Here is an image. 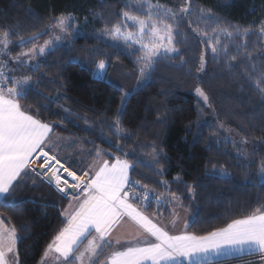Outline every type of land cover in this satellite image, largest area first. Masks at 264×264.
Returning a JSON list of instances; mask_svg holds the SVG:
<instances>
[{"label":"trees","instance_id":"obj_1","mask_svg":"<svg viewBox=\"0 0 264 264\" xmlns=\"http://www.w3.org/2000/svg\"><path fill=\"white\" fill-rule=\"evenodd\" d=\"M153 1L173 11L190 5L193 11L178 24L171 20L175 31L181 33L175 35L174 44L179 53L162 58L151 78L138 87H135L138 79L134 62L136 51L125 49L105 37L98 38L106 27L110 29L113 23L121 22V11L132 13L140 10L136 6L126 7V0H0V32L15 30V34L10 36L13 43L9 49L11 55H16L32 46H17L15 42L20 38L27 39L33 33L47 31V26L54 23L52 17L61 14L75 16L81 22L83 32L74 35L70 43L58 44L51 54L40 58L45 61L41 72L46 74L40 90L53 97L60 94L61 99L47 110L41 108L39 118L61 125L54 129L57 135L81 138L80 143L66 149L70 155H77L79 148L87 150L99 146L125 158L108 142V138L123 145L125 151L135 149L136 157L143 163H137L136 170L130 172L131 178L161 197L164 202L159 211L169 213L174 204L168 203L167 198L174 194L182 207L193 214L188 230L198 235L206 234L232 219L243 218L264 207V180L258 174L259 161L264 160V142H257L264 141V103L235 69L228 70L229 57L221 55L213 59L211 41L203 42L202 37L197 38V33H207L210 37L215 32L213 30L229 31L232 35L223 32L221 46L230 55H236L237 47L246 44V50L257 56L264 52V36L259 28L264 21V0ZM199 9L210 10L214 18L201 17ZM48 35L40 36L35 43L45 40ZM94 47L107 55L97 53L87 62H78L77 58L83 61L88 56V49ZM244 50L241 48V51ZM201 56L205 60L204 72L198 74ZM101 59L112 62L103 79L93 74L95 62ZM241 59L237 56L236 62ZM182 61L187 63L182 64ZM253 62L260 66L264 64V59ZM112 69L126 77L129 73L134 80L126 78L124 80H131L121 86L116 81L120 76L117 75L114 80L108 78ZM25 73L33 79L40 76L31 67ZM197 86L204 88L210 96L211 108L205 107L196 96ZM125 92H130V95L120 119L127 133H135L130 139L115 136L109 127L121 108V97ZM20 102L33 109L47 103L34 95ZM65 108L71 109V119L65 118ZM82 117L90 118L87 126ZM205 121L212 127L204 128L203 134L194 139L197 124ZM217 124H223L231 133L218 130ZM214 135H231L236 140L240 139V135L245 136L247 151L257 163L248 167L246 161L237 159L240 146L227 141L209 150L210 137ZM89 140L93 143H87ZM254 146L258 151L252 153ZM154 151H162L167 158L159 156V162L152 164ZM136 157L129 156L127 159L136 163ZM241 164L245 166L241 167ZM213 167H226L229 177L209 174ZM154 168L163 169V174L154 171ZM162 181H167L168 186L165 187ZM37 184L34 188H18L11 206L0 207V216L10 217L11 224L16 227L21 264H38L45 247L63 226L61 211L68 206V200L53 187L39 181ZM28 185H31L30 179ZM187 185L194 188L195 196L188 191ZM136 190L140 191L139 187ZM133 202L140 205L139 201ZM156 210V204L146 208L148 213ZM228 264L262 262L253 258Z\"/></svg>","mask_w":264,"mask_h":264},{"label":"snow or ice","instance_id":"obj_2","mask_svg":"<svg viewBox=\"0 0 264 264\" xmlns=\"http://www.w3.org/2000/svg\"><path fill=\"white\" fill-rule=\"evenodd\" d=\"M145 5L146 18L121 11L119 15L123 18L122 21L113 23L110 29L106 27L98 36L101 39L107 36L121 41L126 47L142 53L135 61L136 71L140 75L138 85H143L151 78L162 58L179 53L173 43V25L164 21L173 19L178 24L193 11L190 5L180 7L174 12L166 6L152 5L150 0H126V7L136 6L144 10ZM198 11L201 17L214 18L210 10ZM51 19L54 23L47 26V31L33 33L27 39L20 38L15 42L17 46L32 44L31 48L18 56H11L9 49V45L13 43L10 36L15 34V30L0 32V207H10L18 188L37 187V181L53 187L68 200L67 209L61 211L63 226L45 247L38 264H185V261L187 264H219L222 258L244 253H259V259L264 264V207L257 208L243 218L232 219L231 222L206 234L189 232L187 229L191 225L187 222L183 225V231L172 233L167 225H161L156 219L162 214L159 206L164 201L154 191L130 176V172L136 170L137 163H143V160L136 157L135 149L125 151L123 145L108 138V142L112 143L118 152L123 153L125 158L99 146L87 150L77 149L80 153L79 159L66 152V149L80 143L81 138L56 135L54 129L61 125L39 118L40 109H49L50 105L61 99V95L53 97L40 90L42 79L46 77V74L41 72V65L45 61L37 58L51 54L58 46L57 42L71 38V32L77 30L72 24L76 17L61 14ZM129 22L135 25L136 31L128 30ZM213 31L219 34L220 31L226 30ZM260 31L264 34V28ZM49 32L52 33L50 39L42 44L35 43L40 36ZM227 34L232 35L230 32ZM175 35L181 33L175 31ZM201 37L203 42L209 43L214 39L208 37L207 33H197V38ZM241 48L245 50L241 51ZM246 49V44L238 46L236 55H230L223 46L220 52L215 45L211 46L210 50L213 59L221 55L229 57L228 70L235 69L264 103V64L257 66L253 62L264 59V52L253 56ZM97 53L107 55L100 52L98 47H94L88 49V56L83 61L77 58L78 62H87ZM6 55L18 67L30 66L32 71L40 76L36 79L31 75L17 77L14 74L17 69H8V61L3 59ZM237 56L242 57L239 62H236ZM95 63L93 74L96 78L103 79L107 76V69L112 62L101 59ZM183 63L187 61H182ZM204 65L205 60L201 56L198 74L204 72ZM195 94L205 107H212L210 96L204 88L197 86ZM30 95L41 97L47 103H41L35 109L25 107L20 101L28 99ZM129 95L130 92H125L121 97V108L109 123L115 136H126L128 139L135 133H127L120 117L125 111L124 105ZM64 111L65 118L71 119V109L65 108ZM82 119L87 126L90 118ZM206 127L210 128L212 124L206 121L198 123L194 139L200 137ZM216 128L231 133L223 124H217ZM210 140L209 150L227 141L240 146L236 154L237 159L246 161L248 167L257 163L247 151L248 140L243 135H240L239 140L231 135H214ZM87 143L93 142L89 140ZM256 151L258 149L254 146L252 153ZM162 155L167 158L162 151H154L151 163H158L157 158ZM129 156L136 157L137 162L127 159ZM74 166H77L75 170ZM153 170L163 174V169ZM209 174L222 178H228L230 175L226 167H213ZM258 174L264 176V160L259 161ZM29 179L31 185H28ZM175 179L179 180V177ZM161 183L165 187L168 186L167 181ZM137 187L140 191L136 190ZM186 187L195 196L194 188L190 185ZM133 201H139L140 206ZM152 202L156 203L158 210L149 216L146 214V208L150 207ZM167 202H176L182 207L179 198L174 194L167 198ZM169 211H172L175 217L179 216L174 209ZM126 227L134 229V232L130 238L121 239L117 234ZM17 244L18 234L15 225L11 224V218L0 216V264H21ZM109 249L112 250L109 252Z\"/></svg>","mask_w":264,"mask_h":264},{"label":"rangeland","instance_id":"obj_3","mask_svg":"<svg viewBox=\"0 0 264 264\" xmlns=\"http://www.w3.org/2000/svg\"><path fill=\"white\" fill-rule=\"evenodd\" d=\"M150 3H151L152 5H157V4H158V5L164 6V5H162V4H160V3L156 2V1H153V0H150ZM169 9H170V8H169ZM171 10H172V9H171ZM146 11H147V7H146V5H145V8H144L143 11H141V10H139L138 12H133V11H132V13H130V14H132V15H137V16H141V18H146ZM153 11H156V9H153ZM172 11H173V10H172ZM174 12H175V11H174ZM64 15H69V14H64ZM122 19H123V18H122ZM171 20H172V19H167V20H165L164 22L173 25V23L171 22ZM121 21H122V20H121ZM72 24L76 27L77 30L71 32V38H70L69 40H67V41L57 42V44L70 43V41H71V39L73 38L74 35H76L77 33H82V32H83V30H82V24H81V22H80L77 18H76L74 21H72ZM127 28H128L129 31H136V27H135V25L132 24L131 22L128 23ZM173 28H174V25H173ZM259 28H260V30H261V28H264V21L261 22V24L259 25ZM103 31H104V30H103ZM103 31H101V33H102ZM223 32H225V31H220L219 34H217V35H215V36H214V34L217 33V32H214V34H213L212 36H210V37H213V36H214V39L211 40V46L215 45V46L217 47V51L219 50V48H221L220 46L223 44V40H222V38H221V36H223V35H222ZM249 32H250V31H249ZM225 33H226V35H228L227 33H229V31H226ZM56 34H59V33H56ZM51 36H52V33L49 32V35H48V37H47L45 40L50 39ZM263 36H264V34H263ZM105 38H107L108 40H110L112 43H118V45H120L121 47H124L125 49H130L131 51H136V54H137V55H135V57H134V62L136 61V58H137L139 55L142 54L140 51H138V50H134V48H128V47H126L125 45H123V43H122L121 41L113 40V39H111V38H109V37H107V36H105ZM45 40L40 41V42H37V44H42ZM173 43L175 44V29H174ZM174 46H175V45H174ZM31 47H32V46H31ZM31 47H30V48H31ZM28 49H29V48H26V49L22 50L21 52H19L18 54H16V55H11V56H18V55H20L22 52L27 51ZM172 54H173V53H172ZM172 54H170V55H172ZM3 59L8 61V69H17L16 72L14 73L17 77H19V76H23V75H27V74L25 73V70H26L28 67H30V66L18 67L17 64H16L14 61H11L7 55L4 56ZM37 59H40V57H38ZM136 69H137V65H136ZM108 70H109V67H108V69H107V72H108ZM115 70H116V69H112V72L109 73L108 78L111 79V80H114L115 77L120 76V77H118L119 80L116 79V81H117L121 86H123L124 84H126V81H127V80H131V79H133V77H131V75H130L129 73H128L127 77H126L125 75L123 76V74H118V71H117V70L115 71ZM6 71H7V69H6ZM131 73H132V72H131ZM132 74H133V73H132ZM117 75H118V76H117ZM138 75H139V73H138ZM138 75H136V76L138 77V79H137V82H135V83H136L135 87L140 86V85H138V80L140 79V75H139V76H138ZM130 77H131V79L124 80V79H126V78H130ZM123 80H124V82H123ZM133 80H134V79H133ZM127 82H128V81H127ZM56 135H57V134H56ZM77 153H78L77 155H73V156H75L77 159H79V158H80V153H79V152H77ZM69 155H70V154H69ZM80 166H82V165H80ZM260 177L264 180V176H261V175H260ZM173 204H174V205H173V206H174V209L179 207V206H178V203L173 202ZM179 204H180V201H179ZM189 214H190V213H189Z\"/></svg>","mask_w":264,"mask_h":264},{"label":"crops","instance_id":"obj_4","mask_svg":"<svg viewBox=\"0 0 264 264\" xmlns=\"http://www.w3.org/2000/svg\"><path fill=\"white\" fill-rule=\"evenodd\" d=\"M105 158L108 159L107 157H105ZM133 203H135V202H133ZM138 206H140V205H138ZM171 209H174V206L171 207ZM174 210L177 213H179V216L178 217H175L173 215L172 211H169V213H165V212L160 211L162 214H160L159 216H157L156 219H157V221L159 223H161V225H167L168 226V230L170 232L177 233L178 234L180 231H183L184 230L183 225H184L185 222L191 224V222L193 220V214L189 210H187V209H185V208H183L181 206H179L178 208H175ZM156 212H157V210L154 211V212H152V213H148L146 211V214L149 215V216H152ZM173 221H174V223H173ZM133 232H134V229H132L130 227H126L124 229H121L120 232L117 235L121 239H127V238H130L131 237V234ZM85 243H87V241H85ZM81 247L83 248V245ZM111 250L112 249H109L108 251L110 252ZM253 254H256V255L254 257H251V258H248V259L243 258V257H247V256H250V255H253ZM105 255H107V253H105ZM259 255H260L259 253H251V254L244 253V254H238V255L231 256V257L222 258L220 260V262H223L224 260L233 259V258H239V257H242L243 259L235 260V261H232V262L219 263V264L236 263V262H239V261H242V260H249V259H253V258H259ZM180 259H183V258H180ZM50 264H54V262H50ZM185 264H187V261H185Z\"/></svg>","mask_w":264,"mask_h":264},{"label":"built area","instance_id":"obj_5","mask_svg":"<svg viewBox=\"0 0 264 264\" xmlns=\"http://www.w3.org/2000/svg\"><path fill=\"white\" fill-rule=\"evenodd\" d=\"M151 204H156L155 202H152Z\"/></svg>","mask_w":264,"mask_h":264}]
</instances>
